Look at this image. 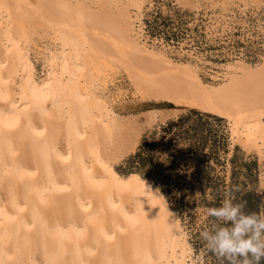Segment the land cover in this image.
I'll use <instances>...</instances> for the list:
<instances>
[{
	"label": "bare ground",
	"instance_id": "6f19581e",
	"mask_svg": "<svg viewBox=\"0 0 264 264\" xmlns=\"http://www.w3.org/2000/svg\"><path fill=\"white\" fill-rule=\"evenodd\" d=\"M132 6L0 0V264H202L159 189L109 167L140 139L114 108L122 71L135 93L227 117L264 183V58L206 84L198 63L146 40ZM30 49L45 62L40 81Z\"/></svg>",
	"mask_w": 264,
	"mask_h": 264
},
{
	"label": "rangeland",
	"instance_id": "374dc122",
	"mask_svg": "<svg viewBox=\"0 0 264 264\" xmlns=\"http://www.w3.org/2000/svg\"><path fill=\"white\" fill-rule=\"evenodd\" d=\"M137 3L139 8L132 9H139L146 40L164 47L174 61L198 63L206 84L221 82L230 62L255 64L264 58V0ZM217 19L223 24L226 19L227 26L218 25L213 31ZM29 61L40 81L46 70L44 59L30 49ZM131 81L125 71L119 72L109 89L118 94L114 108L119 116L138 123L140 139L109 167L155 185L182 221L195 256L202 264H220L199 235L213 219L206 209L218 206L226 196L245 201L247 212L264 205L258 154H247L233 143L227 117L167 98L142 96ZM151 108L159 109L152 124L147 121Z\"/></svg>",
	"mask_w": 264,
	"mask_h": 264
},
{
	"label": "clouds",
	"instance_id": "9594fccd",
	"mask_svg": "<svg viewBox=\"0 0 264 264\" xmlns=\"http://www.w3.org/2000/svg\"><path fill=\"white\" fill-rule=\"evenodd\" d=\"M245 204L226 196L218 206L206 209L213 219L199 235L220 264H261L264 259V205L247 212Z\"/></svg>",
	"mask_w": 264,
	"mask_h": 264
}]
</instances>
